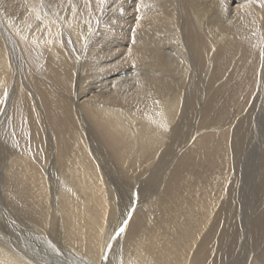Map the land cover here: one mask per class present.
<instances>
[{"label": "bare ground", "instance_id": "6f19581e", "mask_svg": "<svg viewBox=\"0 0 264 264\" xmlns=\"http://www.w3.org/2000/svg\"><path fill=\"white\" fill-rule=\"evenodd\" d=\"M250 174L264 0H0V264H231Z\"/></svg>", "mask_w": 264, "mask_h": 264}, {"label": "rangeland", "instance_id": "374dc122", "mask_svg": "<svg viewBox=\"0 0 264 264\" xmlns=\"http://www.w3.org/2000/svg\"><path fill=\"white\" fill-rule=\"evenodd\" d=\"M254 178L255 177H253L250 174V177L248 179V183L246 185H244L245 190L244 189L239 190V192H241V193H239L240 195L238 194L239 195L238 199H237L238 203L240 202V200L242 201L241 196L244 194V191H246L245 195H244V204L245 205L242 207V209L240 211L243 213V215L241 217L242 222L240 223L241 227L242 226L243 227H242V229H238V231H239L238 236L236 237V239L231 238L230 244L228 246L229 247L228 249L231 251V256L229 257L231 264H255L256 259H253V258L256 257L257 255H259L261 253V250H264V234L260 235L261 233L259 234L258 231H256V230H259V226L256 223V221H257L256 216L254 215V213L251 210H249L250 205H251V207H253V205H255V204L262 205L264 203V199L260 198V191H262V192L264 191V181H261V179L257 178V177L255 179ZM249 186H250V188H249ZM4 212H5V207H4ZM4 212L2 210H0V222H2L1 215ZM246 231H248V232H246ZM250 232H252V233L250 234ZM116 235H117V233H115V236ZM261 243H262V245H261ZM261 247H262V249H261ZM255 252H256V254L252 257L251 256L252 253H255Z\"/></svg>", "mask_w": 264, "mask_h": 264}]
</instances>
